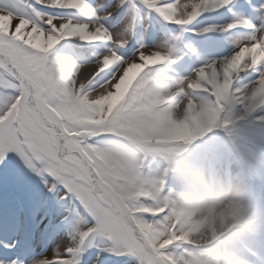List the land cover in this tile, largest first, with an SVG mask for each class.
<instances>
[{
  "label": "snow or ice",
  "instance_id": "1",
  "mask_svg": "<svg viewBox=\"0 0 264 264\" xmlns=\"http://www.w3.org/2000/svg\"><path fill=\"white\" fill-rule=\"evenodd\" d=\"M140 2L166 22L188 26L233 0ZM99 7V0H0V166H17L21 178L23 172L43 178L44 191L33 192L29 200L30 212L40 216L42 235L77 228V246L53 248L51 255L37 253L30 239L10 230L0 240V264H101L105 257L127 256L135 264H193L179 247L188 240V202L164 179L125 166L123 154L106 147L122 127L144 123L151 115L163 93L156 70L172 57L146 45L133 56L121 55L134 22L113 33L103 23L112 13L101 16ZM259 7L264 14V4ZM247 24L240 19L215 30ZM249 27L254 33L239 41L231 56L202 64L194 80L176 82L207 97L185 105L203 117L198 131L183 136L186 143L227 128L234 107L245 114L264 112V27ZM257 68L253 82L236 85L241 72ZM184 95L181 88L176 100ZM117 177L139 184L125 196ZM105 190L113 199H105ZM128 199L135 203L127 205ZM243 221L238 206L220 215L224 231ZM89 238L96 241L94 258L78 251ZM238 239L228 236L224 243ZM251 243L257 255L264 253V237ZM198 264L234 262L207 257Z\"/></svg>",
  "mask_w": 264,
  "mask_h": 264
},
{
  "label": "rangeland",
  "instance_id": "2",
  "mask_svg": "<svg viewBox=\"0 0 264 264\" xmlns=\"http://www.w3.org/2000/svg\"><path fill=\"white\" fill-rule=\"evenodd\" d=\"M92 2L97 3V0H92ZM99 2L100 7L98 11L100 12L101 16H106V13L108 12L112 13L110 16H106V18L103 20V23L113 33H119L129 22H134V27L129 33L130 38L128 40V44L124 48L120 49L121 55L127 57L133 56L136 52L133 50V44L134 41L137 40L142 42L140 46L146 45L149 49L167 52L171 55L173 60L178 61L176 69L179 72V75L177 77H174V82L171 83L163 81L159 84L163 88V93L167 96V98L173 97L175 100L181 88L184 92L193 95V93L189 91L188 84L185 82L181 85H177L176 82L178 80L184 77H186V79L188 80L189 76L193 77L194 80L196 78V74L194 72L195 69L200 67L202 64L208 63L210 61L219 60L231 56L235 51L236 44L254 33V31L250 33H233L231 31L221 32L215 29L229 23L235 24L240 19H246L248 21L247 26L256 25L258 27H264V23H262L264 22V14L261 13L259 7V5L264 4V0H252L251 2H253L254 4L253 11H237L235 12V17L233 18H228L225 12L226 9H229L230 5L215 11H211V13L218 11H222V13L214 17L206 16L205 18L199 20L196 24L190 27L191 32L186 36L185 39H183L180 31L174 30L171 34H166L164 31L163 22L160 19L158 20L154 13L152 15L151 10L143 4H139L138 8L135 9L134 5H132V0H130L127 11L118 20L117 18L119 17V15L117 13L118 9L121 6L119 8H116L115 6L120 3V0H99ZM152 17L153 19H155V29L150 34L151 25L153 24ZM205 27L212 28L213 30L205 33L203 31ZM182 40L186 42L187 46L191 50V53L185 52L181 48L180 42ZM194 53L196 54V57L199 59V61H202L203 63L192 70L188 67V65L190 62H192ZM206 53L212 54L214 58L212 60H206ZM251 71H255L259 74V71H261V69L257 68ZM255 79L256 77H252V82ZM245 84L248 85V83ZM170 91H175L176 96L169 95L168 93ZM197 99L200 101V98ZM178 102L179 101L176 100V104H178ZM127 129V127L122 128V134L128 133L129 130ZM132 134L134 136L143 135V132L140 131ZM246 154L248 155V159L252 161V165L249 169H247V171H244L243 173L239 171V173L235 175L238 170L232 163L227 164L228 168L231 170L230 172H228V178L224 177L225 175L223 171L218 169L217 166L215 169L222 178L229 182L231 188L236 193L234 203L231 207L238 206L242 210L244 216L243 223L239 225L238 228L233 229L229 235L239 237V239L236 243L232 244L231 247L225 249L224 251L227 253V257L232 259L234 264H261V262H264V253L257 255L256 249L254 245L251 244L250 239H254L257 236L264 237V232L258 233L253 227L258 219H264V162L262 161L261 157H259V154L252 148L247 149ZM173 162L174 165L178 167L189 164V162H184V160H182V158H180L179 156H175L173 158ZM190 165H193L195 168L197 167L196 163ZM136 166L142 172L141 167L139 166L137 161ZM142 173L145 177L159 179L157 177V171L155 168H150L149 171ZM252 177H255V180H257L258 182V193L256 195H252L250 192ZM26 178L27 177L24 174H22L21 178V170L17 166L11 164L0 166V196L5 195L9 200V205L7 207L5 215L0 217V240L4 239L5 235L9 232L11 222H13L16 228L19 229V227L14 221H12V219L15 215H18L22 218V215L20 216L19 213L22 198L23 200H28L27 212L28 215L32 217V213L29 209L30 197L33 192L38 191L42 193L44 191L43 181L40 183L41 187H35L33 190H30L28 188V182ZM37 216L40 217L39 215L35 216L36 222L35 226L33 227V233H29V235H22L21 231L20 234V236L24 237L26 240L30 239L37 253L43 252L46 255H50V248L55 240V235L58 237L60 242H62V240L68 239V247L77 246L76 237L73 236L71 231V229L75 226H69L57 231L51 236L53 237V239L50 241L48 240L49 238L41 234V231L38 227L40 219H37ZM188 222L189 223L186 226V230H188V226L190 225L191 216L189 217ZM20 227L22 228L21 224ZM228 231H224L220 228L215 232L214 238L212 236L209 237L208 244H195L192 242L191 236L189 235L188 241L195 246L206 248L208 252L219 250L217 248V245H213V241L214 239H221V241L224 243L225 238L222 237V234L228 233ZM92 242H95L93 238ZM239 246L244 247L245 254H242L240 252L241 249L239 248ZM186 253L193 264H198V261L203 259H199L198 256H192V254L189 255V252ZM111 258H113V262L111 264H135L134 258L130 256ZM77 259L79 260V257H77Z\"/></svg>",
  "mask_w": 264,
  "mask_h": 264
},
{
  "label": "clouds",
  "instance_id": "3",
  "mask_svg": "<svg viewBox=\"0 0 264 264\" xmlns=\"http://www.w3.org/2000/svg\"><path fill=\"white\" fill-rule=\"evenodd\" d=\"M188 80H193L189 76ZM171 96H176L175 91L168 93ZM200 101L193 97V95L185 92V95L180 98L178 104L173 107V115L176 119H181L185 115V105L189 101ZM151 133L144 130L143 135H137L134 138V143L139 146L147 140ZM124 156V164L136 165V154L129 149H114ZM218 153L213 148L197 150L190 148L189 156L196 162L197 167L192 172H177L169 176V188L176 189L182 194L184 200L190 204L191 222L188 226V235L191 236L192 242L195 244H208L209 237L214 238V234L220 227V215L226 213L233 205L236 193L231 188L229 182L222 178L219 173L213 168L211 160ZM117 184L125 186V196L136 190L139 182L128 183L120 180ZM105 199H113V194L105 190L103 192ZM119 195V193H117ZM132 199L127 200V205L134 204ZM255 231L258 233L264 232V219H258L253 225ZM231 245H225L220 241L217 245L219 250H214L206 253L208 258H223L227 257L225 249Z\"/></svg>",
  "mask_w": 264,
  "mask_h": 264
},
{
  "label": "trees",
  "instance_id": "4",
  "mask_svg": "<svg viewBox=\"0 0 264 264\" xmlns=\"http://www.w3.org/2000/svg\"><path fill=\"white\" fill-rule=\"evenodd\" d=\"M238 80L235 81L236 84ZM206 98L207 97L204 95L202 102ZM162 99L163 97L161 95L156 102L162 101ZM262 116H264V112L260 110L251 114H245L242 108L234 107L229 115L230 122L227 128L217 127L205 137L199 138L192 143H186L183 136L187 132L198 131L201 127V120L203 117L202 114L197 113L191 108H188L184 117L179 120L172 114L171 106L157 110H154L152 106L151 115L145 117L144 123L134 122L132 124L135 125L137 131H142L143 134L144 130H148L151 133L148 138L162 143L163 147L160 151L168 157L170 152H168V150H172L175 147H185L187 149L186 151L190 150V148L199 149L207 143L213 144V139H219V141L227 144L233 143L236 141V138L241 137L261 146L260 141L253 134V130L250 129V124L252 119H258ZM261 148L264 150L263 144ZM116 179L117 181L121 180L119 177Z\"/></svg>",
  "mask_w": 264,
  "mask_h": 264
},
{
  "label": "bare ground",
  "instance_id": "5",
  "mask_svg": "<svg viewBox=\"0 0 264 264\" xmlns=\"http://www.w3.org/2000/svg\"><path fill=\"white\" fill-rule=\"evenodd\" d=\"M10 228V230H15V228L14 227H12V226H10L9 227ZM6 230V229H5ZM9 230V231H10ZM67 244H68V240H62V242H60V240L58 239V238H56L55 240H54V242L52 243V246H51V248H50V252H51V250L53 249V248H57V249H60L61 251L64 249V247H66L67 246ZM50 255H51V253H50Z\"/></svg>",
  "mask_w": 264,
  "mask_h": 264
}]
</instances>
